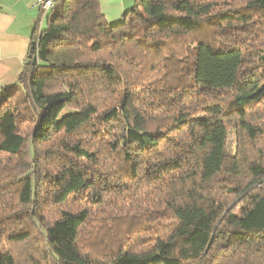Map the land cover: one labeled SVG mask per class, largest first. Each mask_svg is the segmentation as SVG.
Masks as SVG:
<instances>
[{"label": "trees", "instance_id": "1", "mask_svg": "<svg viewBox=\"0 0 264 264\" xmlns=\"http://www.w3.org/2000/svg\"><path fill=\"white\" fill-rule=\"evenodd\" d=\"M58 1L0 85V264L35 230L47 264H264V0Z\"/></svg>", "mask_w": 264, "mask_h": 264}, {"label": "crops", "instance_id": "2", "mask_svg": "<svg viewBox=\"0 0 264 264\" xmlns=\"http://www.w3.org/2000/svg\"><path fill=\"white\" fill-rule=\"evenodd\" d=\"M110 22H117L136 0H99ZM36 0H0V85L10 84L23 69L36 27L47 15ZM43 27L40 29V27Z\"/></svg>", "mask_w": 264, "mask_h": 264}, {"label": "rangeland", "instance_id": "3", "mask_svg": "<svg viewBox=\"0 0 264 264\" xmlns=\"http://www.w3.org/2000/svg\"><path fill=\"white\" fill-rule=\"evenodd\" d=\"M59 2V1H58ZM57 2V5H58ZM46 26V20L43 21V23ZM44 26V27H45ZM43 27V25L40 27V29ZM18 77V76H17ZM17 81V78L12 80L10 83H14ZM44 148V147H43ZM42 148V149H43ZM48 148V147H47ZM45 151L40 155V166L41 171L43 173V176H46L49 174L50 169L53 168L55 163H59L58 161H55L51 156H47L44 154ZM28 157V151L23 153L22 156L19 157H0V166L2 167V173H0V183H5L6 181H9L11 176L18 170L19 168V160L21 158ZM3 162L6 163V168H3ZM45 186H47V181H44ZM48 189V188H47ZM3 193L5 194V199L7 202L13 203V205H16L17 199H18V193L15 189H4ZM42 203L44 204V210L47 213L49 217H55L57 215L56 206L51 203L49 200V197L51 195L46 193V187H43L42 189ZM5 203V201H4ZM4 203L0 205V209L4 208ZM118 221V220H117ZM116 221V222H117ZM122 226V222H118L116 231L121 234L119 228ZM6 233L8 231V228L3 229ZM106 239L109 240V243L116 242L115 237L113 234L106 232ZM3 244L7 247L12 249L11 251H14L17 258H19L22 262V264H32L33 262H36L38 264H47L48 260V254L47 249L45 245V241L42 237V235L35 230L33 234L29 237L27 241L16 243V244H9L7 241H3Z\"/></svg>", "mask_w": 264, "mask_h": 264}, {"label": "built area", "instance_id": "4", "mask_svg": "<svg viewBox=\"0 0 264 264\" xmlns=\"http://www.w3.org/2000/svg\"><path fill=\"white\" fill-rule=\"evenodd\" d=\"M58 0H36V5L45 12L53 10L57 6Z\"/></svg>", "mask_w": 264, "mask_h": 264}, {"label": "water", "instance_id": "5", "mask_svg": "<svg viewBox=\"0 0 264 264\" xmlns=\"http://www.w3.org/2000/svg\"><path fill=\"white\" fill-rule=\"evenodd\" d=\"M31 49L33 50L34 49V46L32 45L31 46ZM30 56V60L32 61V63L33 64H36V62H37V57L35 56V57H32V55H29Z\"/></svg>", "mask_w": 264, "mask_h": 264}]
</instances>
